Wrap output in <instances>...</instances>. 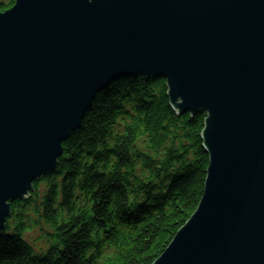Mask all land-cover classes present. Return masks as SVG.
<instances>
[{
	"label": "water",
	"instance_id": "obj_1",
	"mask_svg": "<svg viewBox=\"0 0 264 264\" xmlns=\"http://www.w3.org/2000/svg\"><path fill=\"white\" fill-rule=\"evenodd\" d=\"M206 114L202 200L153 264H264V0H17L0 13V232L113 83Z\"/></svg>",
	"mask_w": 264,
	"mask_h": 264
},
{
	"label": "trees",
	"instance_id": "obj_2",
	"mask_svg": "<svg viewBox=\"0 0 264 264\" xmlns=\"http://www.w3.org/2000/svg\"><path fill=\"white\" fill-rule=\"evenodd\" d=\"M16 1L0 0V13ZM167 93L166 80L137 77L97 96L56 171L10 203L0 264H153L163 255L196 212L209 167L207 115L178 116Z\"/></svg>",
	"mask_w": 264,
	"mask_h": 264
},
{
	"label": "rangeland",
	"instance_id": "obj_3",
	"mask_svg": "<svg viewBox=\"0 0 264 264\" xmlns=\"http://www.w3.org/2000/svg\"><path fill=\"white\" fill-rule=\"evenodd\" d=\"M39 236H40V234L38 233V232H34L33 234H31L28 238H29V240L31 241V243L33 244V246L38 250V248L41 246V245H39L38 246V244L37 243H41L39 240H38V238H39ZM34 243H36V244H34Z\"/></svg>",
	"mask_w": 264,
	"mask_h": 264
},
{
	"label": "bare ground",
	"instance_id": "obj_4",
	"mask_svg": "<svg viewBox=\"0 0 264 264\" xmlns=\"http://www.w3.org/2000/svg\"><path fill=\"white\" fill-rule=\"evenodd\" d=\"M74 134V133H73Z\"/></svg>",
	"mask_w": 264,
	"mask_h": 264
}]
</instances>
